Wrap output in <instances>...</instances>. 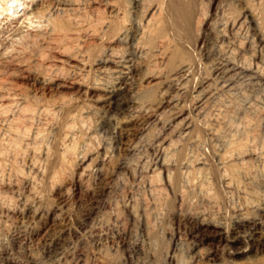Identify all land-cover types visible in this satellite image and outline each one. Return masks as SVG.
Returning a JSON list of instances; mask_svg holds the SVG:
<instances>
[{"label":"rangeland","instance_id":"obj_1","mask_svg":"<svg viewBox=\"0 0 264 264\" xmlns=\"http://www.w3.org/2000/svg\"><path fill=\"white\" fill-rule=\"evenodd\" d=\"M55 1L19 0L0 19V108L9 104L12 119L18 102L35 110L30 136L0 120V251L20 264H77L81 254L82 264H191L201 217L243 245L244 216L264 219V0H194L190 40L164 23L169 0H131L132 14L130 0ZM60 12L82 24L61 32ZM114 19L121 41H102ZM88 47L124 54L134 71L117 79L127 70L82 65ZM114 86L126 95L119 110L107 99ZM200 248L216 264H264V253L232 263L216 244Z\"/></svg>","mask_w":264,"mask_h":264},{"label":"bare ground","instance_id":"obj_2","mask_svg":"<svg viewBox=\"0 0 264 264\" xmlns=\"http://www.w3.org/2000/svg\"><path fill=\"white\" fill-rule=\"evenodd\" d=\"M19 0H0V19L5 16V15H10L12 12H13V9L17 6V2ZM55 1V0H54ZM62 1V0H61ZM60 1V2H61ZM66 2L68 0H65ZM119 1H122V0H119ZM126 1V0H125ZM124 1V2H125ZM183 0H169L166 4V7H165V17H164V23L170 28L173 30V33L175 34V36H183L184 38H186L187 40H190L191 37V29H193L192 27L194 26L195 23H193V26H192V22L194 20V15L196 13H194V0H190L191 3L190 4H184L182 2ZM185 1V0H184ZM189 1V0H188ZM187 1V2H188ZM56 2V1H55ZM65 2V3H66ZM70 2V1H69ZM123 2V3H124ZM131 0L130 2L128 3L129 6L131 5L132 7H130V9L128 10V14H132L133 11H132V8H133V5L131 4ZM126 3V2H125ZM189 3V2H188ZM134 4V3H133ZM198 4V3H197ZM60 5H63V3ZM75 5V4H74ZM65 6V5H64ZM66 6H72V3H67ZM109 6H112V5H109ZM129 6L127 8H129ZM198 6V5H197ZM115 7V6H114ZM162 7V6H161ZM112 8V7H111ZM164 8V7H162ZM54 9V8H53ZM134 9V8H133ZM161 9V8H160ZM66 10V9H64ZM74 11V9H68L64 12H69V11ZM114 11L112 13H115L112 18H115L116 15L119 13V10L117 8L113 9ZM162 10V9H161ZM153 11V10H152ZM163 11V10H162ZM35 14V13H34ZM37 14V13H36ZM63 15H61V12H60V15L61 16H57L54 20H53V25L56 29H59L61 32H67V31H70L71 28L75 27V26H79L82 24L81 21H77L76 18H71V14H67V13H62ZM127 14V15H128ZM31 16V15H30ZM61 18V19H60ZM125 19V18H124ZM129 19V18H128ZM31 20V19H30ZM29 20V21H30ZM131 20H132V17H131ZM130 20V22H131ZM134 20V19H133ZM195 21V20H194ZM134 23V22H133ZM148 24L150 23L147 22ZM132 25V23H131ZM33 26V22H31V25L30 27ZM227 26V25H226ZM228 27V26H227ZM226 27V28H227ZM122 30V26L120 25V20L119 19H114L113 21L109 22L106 27H104L102 33H101V39H103L102 41H107V40H116L115 42H120L121 40V36L120 35V32ZM225 30V29H224ZM128 31V30H127ZM224 33V32H223ZM227 33V32H226ZM239 34V33H238ZM127 35H130L129 33H127ZM224 35V34H223ZM227 35V34H225ZM221 37V36H220ZM22 38H25V37H22ZM125 38H127L125 36ZM20 40V39H19ZM17 40V41H19ZM23 40V39H21ZM21 43L22 44V42ZM129 40V39H128ZM138 41V40H137ZM27 42V41H26ZM112 42V41H111ZM110 42V43H111ZM15 43V42H14ZM25 43V42H24ZM127 43V42H126ZM231 43V42H230ZM4 44V43H2ZM27 44V43H26ZM25 45V44H24ZM7 46V45H6ZM11 47V46H10ZM9 47V48H10ZM227 47V46H226ZM4 48V46L2 47ZM105 48V47H104ZM24 49V48H23ZM22 49V50H23ZM26 49V48H25ZM99 48H96V47H88L87 49H82L80 52V56H79V62H82V65H85L87 62H92V60L96 61L97 65H102V64H106V63H113L116 65V67H121L122 69H125L127 70V72L125 71H115V73L117 74L118 73V77L117 76H113L114 78H124L122 77L121 75L123 74H128V73H132L134 70H132V68H134L130 63L133 62V60H128L124 54L122 55H118L119 53H116L111 49H108L106 50L107 52L103 51V53L101 54H98L97 52L99 51L98 50ZM105 50V49H104ZM8 51V50H6ZM10 52V51H9ZM105 52V53H104ZM227 52V51H226ZM8 53V52H7ZM74 53V52H73ZM221 54V53H220ZM224 54V53H223ZM222 54V55H223ZM7 56L8 54L4 53V56ZM79 55V53H78ZM127 55V54H126ZM130 55V54H128ZM139 55V54H138ZM137 55V56H138ZM1 56V55H0ZM4 56H3V59H4ZM74 56V55H73ZM131 56V55H130ZM231 56V55H230ZM12 57V56H11ZM141 57V56H140ZM214 57V56H213ZM77 58V57H76ZM236 58V57H235ZM72 59V58H71ZM14 60V59H13ZM12 60V61H13ZM16 60V59H15ZM76 60V59H75ZM223 60V59H222ZM231 60V59H230ZM229 60V61H230ZM233 60V59H232ZM8 62V60H6ZM225 61H228V59L226 60H223L221 61V63H219V65H224L223 63H225ZM20 62V61H19ZM84 62H86L84 64ZM217 62V61H216ZM245 62V61H244ZM227 63V62H226ZM238 63V62H237ZM247 63V62H246ZM249 63V62H248ZM253 63V62H252ZM80 64V63H79ZM92 64V63H91ZM130 64V65H129ZM2 63L0 62V67H1ZM10 65V64H9ZM214 65V64H212ZM233 65V64H232ZM239 65V64H238ZM237 64H235V66L238 67ZM243 65V64H242ZM249 65V64H248ZM254 65V64H253ZM257 65V64H256ZM4 66V65H3ZM86 66V65H85ZM211 66V65H210ZM226 66V64H225ZM224 66V67H225ZM136 67V66H135ZM184 67V66H182ZM193 67V66H192ZM191 67V68H192ZM222 67V66H221ZM245 67V66H243ZM243 67H239L240 69H243ZM261 67V66H260ZM84 68V67H83ZM186 68V67H185ZM214 68H217V65L216 67L214 66ZM232 68V66H231ZM239 68H237V70H240ZM220 70V68H218ZM223 69V68H222ZM221 69V70H222ZM245 69V68H244ZM243 69V71H244ZM247 70H249V68L246 67ZM257 69V68H256ZM263 69V68H262ZM5 70V69H4ZM116 70V69H115ZM191 70V69H189ZM212 70V69H211ZM215 70V69H214ZM235 69L232 68L230 71H234ZM252 69L250 68V71ZM258 70V69H257ZM103 71V70H102ZM114 71V70H113ZM217 71V69H216ZM224 71L228 72L229 73V70L227 71V69ZM241 71V70H240ZM242 71V72H243ZM259 71V70H258ZM262 71V70H261ZM184 72V71H182ZM188 72V71H187ZM239 72V71H238ZM248 72V71H246ZM253 72V71H252ZM74 73V72H73ZM103 73V72H102ZM181 73V72H180ZM227 73V74H228ZM237 73V72H235ZM235 73H232V74H235ZM241 73V72H240ZM71 74H72V71H71ZM69 73V76L71 75ZM91 74V73H90ZM251 74V72H250ZM259 74V73H258ZM73 75V74H72ZM78 75V74H77ZM223 75V74H222ZM80 76V74H79ZM229 76V75H228ZM235 75H232L228 78H234ZM3 77V76H2ZM76 77V76H75ZM199 77V76H198ZM197 77V78H198ZM238 77V76H237ZM257 77V76H256ZM262 77V76H261ZM1 78V77H0ZM6 78V77H5ZM69 78V77H67ZM72 78V76H71ZM85 78V77H84ZM98 78V77H97ZM222 78H227V75H225L224 77ZM244 78H255L254 76L252 75H245ZM243 78V79H244ZM263 78V77H262ZM112 79V78H111ZM126 79V77H125ZM246 79V80H248ZM259 79V78H258ZM114 80V79H113ZM124 81L126 80H123V81H120L119 83H117V85L121 86L124 83ZM224 81V80H223ZM262 81V80H261ZM228 84H230L228 82V80L226 81ZM226 82H223V84H227ZM234 82V81H233ZM251 82V81H250ZM114 83V82H113ZM112 83V84H113ZM235 83V82H234ZM116 84V83H115ZM128 84V83H127ZM233 84V83H232ZM249 84V83H248ZM253 84V83H252ZM262 84V83H261ZM259 85V84H258ZM229 86V85H227ZM231 86V85H230ZM235 86V84H234ZM240 86V85H239ZM109 87V86H108ZM118 88V86H114V89H112L111 91H107L109 94V97H107L110 105H112V108L116 109V110H119L121 109L123 106H122V103H124L126 101L125 97L126 95H124L125 93L123 92L124 89H121ZM218 87V86H217ZM238 87V86H237ZM242 87V86H241ZM205 88V87H204ZM211 88V87H210ZM229 88V87H228ZM233 88V87H232ZM209 89V88H208ZM239 89V88H238ZM252 89V87H251ZM207 90V89H206ZM212 90V88H211ZM230 90V89H229ZM205 91V90H204ZM217 91V90H216ZM198 92V91H197ZM201 92V91H200ZM244 92V91H243ZM242 92V93H243ZM203 93V92H202ZM201 93V94H202ZM237 94L239 92H236ZM235 93V94H236ZM246 93V92H244ZM234 94V95H235ZM196 95V94H195ZM225 95V93H224ZM244 95V94H243ZM201 96V95H200ZM198 95V97L201 99ZM203 96V95H202ZM12 97V96H11ZM238 97V96H237ZM16 98V96H15ZM22 99V97H20ZM19 98V99H20ZM13 99V98H12ZM18 99V97H17ZM10 100V99H9ZM14 100V99H13ZM13 100H10V103H12ZM203 100V99H202ZM205 100V99H204ZM194 101V100H193ZM9 102V101H8ZM13 102L16 103V100H14ZM199 102V101H198ZM19 103V106H20V102ZM18 103H17V106H18ZM25 103V102H24ZM27 103V102H26ZM10 105L8 104V106L6 105L5 108H0V120H2V122H5L4 124H6V126L9 128L10 131H14V135L15 134H24V136H28V132L30 131V128L32 127L31 124H30V121H29V117H30V113H33L35 110L34 108H30L29 106H23L22 108H19L18 106V109L21 111V113H17L19 115H16V116H13L14 119H12V117L10 118L9 116V113L12 111L10 110V108H8ZM22 106V105H21ZM13 108V106H11ZM16 107V106H15ZM17 109V110H18ZM38 110V109H37ZM15 111V110H14ZM37 112V111H36ZM42 112V111H41ZM40 113V112H39ZM14 114V112H13ZM16 114V113H15ZM14 114V115H15ZM39 115V114H38ZM32 116V115H31ZM33 117V116H32ZM136 117V116H135ZM138 117V116H137ZM34 118V117H33ZM133 118V117H132ZM243 118H244V115H243ZM31 119V117H30ZM244 121V120H243ZM245 122V121H244ZM247 122V121H246ZM109 123V122H108ZM248 123V122H247ZM1 124V123H0ZM3 126V125H2ZM31 126V127H30ZM187 126V125H186ZM190 128V126H187ZM185 127V128H187ZM187 130V129H186ZM8 131V130H7ZM41 131V130H40ZM43 132V131H42ZM42 132H39L37 133L35 136V138L38 140L40 137L39 136H43ZM185 133V132H183ZM2 134V133H1ZM0 134V135H1ZM13 134V132H12ZM42 134V135H41ZM5 134H3L4 136ZM7 136V134H6ZM9 136V135H8ZM30 136V135H29ZM159 136V135H158ZM161 136V135H160ZM187 136V135H186ZM23 137V135H22ZM34 137V136H33ZM39 137V138H38ZM44 137V136H43ZM57 137V136H56ZM184 137V135H183ZM225 137V136H224ZM25 138V137H24ZM2 139V138H1ZM10 139V138H8ZM18 139V138H17ZM34 139V138H32ZM245 139V138H244ZM4 140H5V137H4ZM12 140V139H11ZM36 140V141H37ZM45 140V139H44ZM47 140V138H46ZM219 140V139H218ZM223 140V139H222ZM228 140V139H227ZM3 141V140H2ZM9 141V140H8ZM13 141H15L13 139ZM21 140L19 139V141L17 140V144L21 143L20 142ZM225 141V140H224ZM230 141V140H229ZM233 141V140H231ZM1 142V140H0ZM221 142V141H220ZM236 142V141H235ZM12 141H10L9 144H11ZM224 143V142H223ZM226 143V142H225ZM232 143V142H231ZM234 143V142H233ZM245 143V142H244ZM243 143V144H244ZM6 145L8 144L7 142L5 143ZM8 144V145H9ZM7 145V146H8ZM222 145V144H221ZM224 145V144H223ZM231 145V144H230ZM229 145V147H230ZM220 146V145H219ZM231 146H233L232 148L235 150V151H240L242 148H243V145L242 144H238V143H234L232 144ZM145 147V146H144ZM228 147V146H227ZM226 147V148H227ZM175 149V148H174ZM225 150V149H224ZM227 150V149H226ZM178 151V149L176 150ZM231 151V150H230ZM229 151V152H230ZM244 151V150H243ZM228 152V153H229ZM242 152V151H241ZM246 151H244L245 153ZM141 153V152H140ZM169 153V152H168ZM173 153V152H172ZM178 153V152H177ZM227 153V154H228ZM0 154H2V151H0ZM144 154V153H143ZM234 154V153H233ZM229 155V154H228ZM227 155V156H228ZM237 155V154H236ZM145 156V154L143 155ZM226 156V157H227ZM234 156V155H233ZM232 156V157H233ZM241 156V155H240ZM238 155V157H240ZM142 157V156H141ZM229 157V156H228ZM262 158V156H261ZM195 159V158H194ZM225 159V158H224ZM263 159V158H262ZM146 160V159H145ZM194 161V160H193ZM149 162V161H148ZM157 162V161H156ZM167 161H165L164 163H166ZM150 164V163H149ZM202 164V163H201ZM205 164V163H204ZM220 164V163H219ZM156 165V164H155ZM169 165V163H168ZM189 165V164H188ZM207 165V164H206ZM146 166V165H145ZM208 166V165H207ZM210 167V166H209ZM221 168V167H220ZM229 170L228 171H233L236 173V168L234 166H231V167H228ZM203 169V168H202ZM137 170V169H136ZM224 170V168H223ZM227 171V172H228ZM147 172V171H146ZM214 172V171H213ZM141 173H142V170H141ZM145 173V172H144ZM215 175V174H214ZM214 177H218V176H214ZM178 179V178H177ZM224 179V177H223ZM222 179V180H223ZM176 180V179H175ZM193 180H196V179H193ZM203 180V179H202ZM201 180V181H202ZM212 180V179H211ZM227 180V179H226ZM230 180V179H228ZM216 181V180H215ZM195 182V181H194ZM206 182V181H205ZM210 184V182H209ZM176 185V184H175ZM229 192V191H228ZM256 208V207H255ZM257 210H255L256 212ZM245 213V212H244ZM247 213V212H246ZM252 213V211H251ZM202 214V213H201ZM206 214V212H205ZM253 214V213H252ZM251 214V215H252ZM258 214V213H257ZM207 215V214H206ZM204 215V216H206ZM210 215V214H209ZM214 217V216H213ZM236 217V216H235ZM245 219H243L241 222H240V227L242 228H246L248 230V238L244 240V244L241 245V246H237V243L233 240H231V238L228 237L227 233L225 232V230L222 228V226L220 224L216 222H214L213 220H209L207 217L206 218H203L201 217V219L197 218L198 220V225L196 227V232H195V235H196V239L194 242H193V245L188 249V252L189 253L188 255L190 256L189 258L192 259V263L191 264H216L217 261H219L220 259L217 257L208 249L209 252H206L204 253V251L202 250H205L204 249H201L200 247L201 246H205V245H208V244H216L218 247L220 248H223V253L227 254V256L229 257V260L232 262L234 259L238 258V257H246L248 258L249 260L250 259H253L252 261H256L260 258V254L262 255L264 253V219L263 218H260V217H249L247 218L246 216H244ZM210 218V216H209ZM208 219V220H207ZM236 219V218H235ZM242 219V218H241ZM217 220V219H216ZM239 221V220H238ZM219 222V221H218ZM225 224V223H224ZM194 227V226H193ZM224 227V226H223ZM193 229V228H192ZM195 229V228H194ZM233 229V228H232ZM238 231V230H237ZM242 232V231H241ZM244 232V231H243ZM246 232V231H245ZM234 233V232H232ZM245 233V234H247ZM237 234V233H236ZM233 236V235H232ZM54 237V236H53ZM60 237V236H59ZM57 237V238H52L51 240H49V243H48V246H47V257H52V255L54 253H56L59 249H60V245H61V241H60V238ZM239 237V236H238ZM247 237V236H246ZM11 238V237H10ZM21 238V237H20ZM51 238V237H50ZM191 239V238H190ZM193 239V238H192ZM238 240H240L238 238ZM48 242V241H47ZM182 243V242H181ZM192 243V242H191ZM179 244V243H178ZM188 244V243H187ZM189 245V244H188ZM5 246V245H4ZM183 247V246H182ZM207 247V246H206ZM182 249V248H181ZM219 249V248H218ZM1 250V249H0ZM74 250V249H73ZM8 251V250H7ZM78 250H76L75 253H77ZM222 251V249H221ZM9 252V251H8ZM73 252V251H72ZM71 252V254H72ZM214 252V250H213ZM219 252V251H218ZM45 253V252H44ZM74 253V252H73ZM186 254V253H185ZM219 254H222V253H218ZM224 254V255H225ZM8 253L5 251V252H2L0 251V264H20V263H17V262H14L12 261L8 256ZM55 255V254H54ZM83 255V254H81ZM81 255H78L76 256L75 258V263L77 264H82V257ZM44 256V254H43ZM66 256V254H65ZM73 256V254H72ZM187 256V255H186ZM223 256V255H222ZM221 256V257H222ZM46 257V259H47ZM185 257V256H183ZM220 257V256H219ZM23 258V257H22ZM55 258V257H54ZM70 258V257H69ZM186 258V257H185ZM225 258V256H224ZM27 259V258H26ZM25 259V260H26ZM181 259V257H180ZM184 259V258H183ZM190 259V260H191ZM52 260V259H51ZM54 260V259H53ZM56 260V259H55ZM69 260V259H68ZM67 260V261H68ZM182 260V259H181ZM185 260V259H184ZM225 260V259H224ZM260 260V259H259ZM27 261V260H26ZM58 261V260H57ZM70 261V260H69ZM187 261V260H186ZM236 261V260H235ZM262 261V260H261ZM51 263H53L52 261H50ZM82 262V263H81ZM131 262V261H130ZM230 262V263H231ZM234 262V261H233ZM232 262V263H233ZM23 263V262H22ZM49 263V262H48ZM58 263V262H57ZM61 263V262H60ZM66 263V262H64ZM63 263V264H64ZM186 263V262H184ZM235 263V262H234ZM254 263V262H253ZM27 264V263H25ZM45 264V263H44ZM47 264V263H46ZM54 264H56L54 262ZM67 264V263H66ZM133 264V263H132ZM138 264V263H137ZM144 264V263H143ZM181 264V263H179ZM188 264V263H186ZM255 264V263H254ZM258 264V263H257ZM261 264V263H259Z\"/></svg>","mask_w":264,"mask_h":264}]
</instances>
